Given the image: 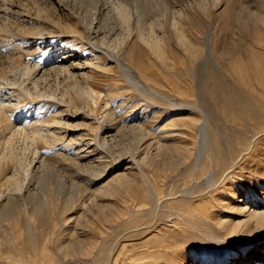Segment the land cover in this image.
Wrapping results in <instances>:
<instances>
[{
    "label": "rangeland",
    "instance_id": "obj_1",
    "mask_svg": "<svg viewBox=\"0 0 264 264\" xmlns=\"http://www.w3.org/2000/svg\"><path fill=\"white\" fill-rule=\"evenodd\" d=\"M261 19L264 0H0V264H264V131L210 113L251 92Z\"/></svg>",
    "mask_w": 264,
    "mask_h": 264
},
{
    "label": "bare ground",
    "instance_id": "obj_2",
    "mask_svg": "<svg viewBox=\"0 0 264 264\" xmlns=\"http://www.w3.org/2000/svg\"><path fill=\"white\" fill-rule=\"evenodd\" d=\"M118 1V0H117ZM127 2V1H126ZM124 4H126L125 2H124ZM117 11H118V13L121 15V18H124L125 20H129L130 19V15H129V12H128V9H127V7L125 6V5H122L121 3H120V5H119V7H117ZM137 13V12H136ZM260 21V20H259ZM260 22H262V23H264V19H261V21ZM258 24H260V23H258ZM257 24V25H258ZM95 26V25H94ZM259 26V25H258ZM92 28H93V24H92V26H91ZM13 43H15L14 42V40H13ZM13 43H11V42H9L8 44H13ZM91 43V42H90ZM3 44V43H2ZM94 44V43H93ZM150 44V43H149ZM6 45V44H5ZM151 45V44H150ZM101 49V48H100ZM105 53H107V51L105 52ZM252 53V52H251ZM108 54V53H107ZM69 55V54H68ZM241 56V55H240ZM250 56V55H249ZM257 56V55H256ZM255 56V58H254V60L256 61V57ZM64 57V56H63ZM111 57V56H110ZM123 57V56H122ZM247 57V56H246ZM67 57H65V58H63L64 60H67L66 59ZM208 58H209V53L204 57V59L202 60V63L203 64H206V62H207V60H208ZM220 60H222V58H224L223 57V55H221V57H218ZM121 59V58H120ZM240 59V58H239ZM245 59V58H244ZM251 59V58H250ZM264 59V58H263ZM250 62V61H249ZM118 63H119V61H118ZM201 63V62H200ZM121 63H119V65H120ZM219 66V65H218ZM131 70V69H130ZM130 70H128V72L130 71ZM133 70V69H132ZM123 71H125V70H123ZM26 72L27 73H30V69H26ZM125 72H127V71H125ZM128 72H127V74H128ZM228 72V71H227ZM131 73V72H130ZM129 73V75L128 76H130L131 74ZM133 73H134V71H133ZM223 73H225V72H223ZM247 75H249V77L250 78H252V80H254V86H253V88H252V90H251V92L249 93V92H247L248 94H245L244 96L245 97H243L242 98V102L240 101V102H236L235 101V103H233V102H225L224 103V108H223V106H222V108L220 109H218V108H216L215 109V111L214 110H210V113H211V115H214V116H216V117H222V118H226V119H228V120H230L231 122H232V120H237L238 121V130L239 131H242V132H246V133H250L252 130L254 131V133L255 134H257V135H259V134H261V133H263V131H264V67H262L259 63H255L254 64V66H253V68L252 69H250V70H248L247 72ZM126 74V73H125ZM180 74V73H179ZM178 74V75H179ZM231 74V73H230ZM230 74H227V75H230ZM177 75V76H178ZM132 76V75H131ZM135 76V75H134ZM176 76V75H175ZM195 76V75H194ZM130 78V77H129ZM239 78V77H238ZM132 79V78H131ZM213 79V78H212ZM134 81V80H133ZM132 81V82H133ZM143 81V80H142ZM210 81V80H209ZM136 82H138V80L136 81ZM134 83V82H133ZM139 83V82H138ZM147 83V82H146ZM145 83V84H146ZM144 84V85H145ZM212 84V83H211ZM214 84H216V83H214ZM252 84V83H251ZM135 85V84H134ZM138 85V84H137ZM146 85H149V84H146ZM145 85V86H146ZM174 85V84H173ZM141 86V85H140ZM136 87V86H135ZM156 87V86H155ZM139 88V87H138ZM142 88V87H141ZM150 88V87H149ZM143 89V88H142ZM148 89V88H147ZM146 89V90H147ZM153 89V88H152ZM165 90V89H164ZM177 89H175V91H176ZM149 91V90H148ZM192 91H195V90H192ZM203 91V90H202ZM216 91V90H215ZM151 93L152 94H154L155 96H158L159 98H161L162 100H164V101H166V102H168L169 104H170V106H172V108H175L176 110L178 109V110H187V111H193V110H198L199 112H201V114L203 115V117L204 118H207V111H205V110H202V108L200 109L199 108V106L197 107V106H195L194 105V103L192 104V103H189V102H183V103H178V102H176L175 100H173V99H171V98H168V97H166V96H162V94L161 95H159V94H157L156 92L155 93H153L152 91H151ZM176 93V92H175ZM193 93V92H192ZM213 93V92H212ZM211 93V94H212ZM191 94V93H190ZM195 94V93H194ZM90 95H92V94H89V96ZM175 95H177V93L175 94ZM188 95V94H187ZM192 95V94H191ZM188 97V96H187ZM193 97V96H192ZM239 98V97H238ZM204 100V99H203ZM241 100V99H240ZM206 101V100H205ZM202 102V101H201ZM198 103V102H197ZM200 103V102H199ZM198 103V104H199ZM203 104V103H202ZM221 104H222V102H221ZM207 106H208V104H207ZM203 107H204V105H203ZM169 110V109H168ZM174 110V109H173ZM175 111V110H174ZM190 113V112H189ZM166 116V115H165ZM215 119V118H214ZM219 119V118H218ZM218 119H217V121H218ZM107 120L112 124V125H116L117 124V120H116V117H115V115H114V113H113V111H108V113H107ZM220 120H221V118H220ZM190 121V120H189ZM217 121H216V123H217ZM206 123H207V121H206ZM188 124V123H187ZM199 124V123H198ZM219 124V123H218ZM234 123H232V125H233ZM172 125V124H171ZM228 125V124H227ZM231 125V124H230ZM236 125H237V123H236ZM140 126H142V125H140ZM144 127H145V125H143ZM206 126V124L204 123V121L201 123V126H200V132H201V134H202V136H204V138H205V140L207 141V139H208V135H209V130L207 129V127H205ZM191 127V126H190ZM235 127V126H234ZM233 127V128H234ZM237 127H235V128H237ZM133 128H136V127H133ZM227 128V127H226ZM118 129V128H117ZM122 129V128H121ZM138 129V128H137ZM143 128H140L139 130H141V131H139V134H138V137H137V134H136V136H135V140H136V142H142V141H144V140H146L145 138H146V134L144 133V130H142ZM196 129H197V127H196ZM252 129V130H251ZM116 130V129H115ZM147 130V129H146ZM237 130V129H236ZM118 131H119V129H118ZM167 131V130H166ZM169 131V130H168ZM167 131V132H168ZM173 131V130H172ZM171 131V132H172ZM219 131V130H218ZM163 132H165V131H163ZM228 132V131H227ZM234 132V131H233ZM235 133V132H234ZM252 133V132H251ZM174 134V133H173ZM228 134V133H227ZM236 134V133H235ZM255 134H253V135H255ZM144 135V136H143ZM201 136V135H200ZM236 136H237V134H236ZM235 136V137H236ZM240 136V135H239ZM242 136V135H241ZM107 137H108V135H107ZM137 137V138H136ZM210 137V136H209ZM235 137H233L234 139H235ZM259 137V136H258ZM262 137V136H261ZM214 138V137H213ZM218 138V137H217ZM226 138V137H225ZM242 138V137H241ZM103 140H104V142H106L107 143V138L106 137H104V138H102ZM211 139H212V137H211ZM257 139H259V138H257ZM217 140V139H216ZM215 140V141H216ZM248 140V139H247ZM256 140V139H255ZM90 141V140H89ZM134 141V140H133ZM213 141V140H212ZM226 141H227V139H226ZM229 141V140H228ZM257 141H259L260 142V140H257ZM92 142V141H91ZM224 142V141H223ZM232 142H233V140H232ZM247 142V141H246ZM255 142V141H254ZM262 143H263V140L261 141ZM227 143V142H226ZM230 143V142H229ZM228 143V144H229ZM237 143V142H236ZM137 143H135L134 145H136ZM141 144V143H140ZM207 144H208V142H207ZM219 144V143H218ZM220 144H222L221 143V141H220ZM237 144H240L241 146H242V150H244V153H245V148L243 149V146L245 145V142H244V140H243V138L240 140V138H239V141H238V143ZM257 144V143H256ZM87 145H88V143H87ZM133 145V146H134ZM139 145V144H138ZM209 145V144H208ZM216 145V144H215ZM215 145H213V146H215ZM236 145V144H235ZM67 146V145H66ZM210 146H211V144H210ZM221 146V145H220ZM219 146V148H221ZM238 146V145H237ZM236 146V147H237ZM255 146V144L253 145V147ZM239 147V146H238ZM74 148V147H73ZM204 148V147H203ZM222 148H223V146H222ZM227 149H228V147H226ZM240 148V147H239ZM250 148H251V146H250ZM59 149V148H58ZM63 149H67V148H63ZM69 149L70 148H68V151H69ZM207 149V148H206ZM227 149H225V150H227ZM234 149V148H233ZM241 149V148H240ZM64 150V151H65ZM71 150V149H70ZM88 150V148L87 147H82V148H77L75 151H71L72 153H70V156L72 155V156H75V158H77V159H81V158H83V157H88V154H92V152H90L89 150ZM217 150V149H216ZM221 150V149H220ZM228 150H230V149H228ZM227 150V151H228ZM241 150V151H242ZM250 150V149H249ZM259 150H261V149H259ZM224 151V150H223ZM233 151V150H232ZM247 151H248V149H247ZM257 151H258V149H257ZM214 152V151H213ZM243 152V151H242ZM242 152H240V153H242ZM63 153V152H62ZM66 153V152H65ZM83 153H85V154H83ZM223 153V155H224V153L225 152H222ZM228 153V152H227ZM226 153V154H227ZM250 153V152H249ZM259 153V152H258ZM232 154V153H231ZM253 154V152L251 153V155ZM68 155H69V153H68ZM80 155H82V156H80ZM229 155V154H228ZM228 155H226L227 157H228ZM244 155V154H243ZM216 156H217V154H216ZM222 156V155H221ZM69 157V156H68ZM211 157V156H210ZM213 157V156H212ZM212 157H211V159L210 160H212ZM229 157H231L232 158V156L230 155ZM238 157V156H237ZM249 157V156H248ZM217 158V157H216ZM221 158H223V157H221ZM250 158V157H249ZM253 158H255V157H253ZM77 159H75L76 161H81V160H77ZM260 160H262V159H260ZM214 160H212L211 162H213ZM217 161V160H216ZM219 161V160H218ZM224 161H226V158L224 159ZM215 162V161H214ZM264 162V161H263ZM226 163V162H225ZM94 164V163H93ZM236 164V163H235ZM212 165V164H211ZM223 165V164H222ZM259 165V164H258ZM211 168V167H210ZM261 169V168H260ZM213 170V169H212ZM49 173V172H48ZM51 174V172L49 173V175ZM46 175H48V174H46ZM54 177V176H53ZM96 179V178H95ZM40 181V180H39ZM59 181V180H58ZM57 181V182H58ZM55 186H56V184H55ZM60 186V185H59ZM56 188V187H55ZM57 189V188H56ZM58 190V189H57ZM60 190H61V188H60ZM62 191V190H61ZM59 192V191H58ZM60 193V192H59ZM70 197V196H69ZM68 197V198H69ZM73 197V196H72ZM71 198V197H70ZM72 200V199H71ZM68 201V200H67ZM73 201H75V200H73ZM69 203H71L70 201H69ZM4 206V205H3ZM5 207V206H4ZM43 207H44V205H43ZM45 208V207H44ZM1 209V208H0ZM6 212V211H5ZM11 213V212H10ZM12 215V214H11ZM7 216V215H6ZM10 218V217H9ZM1 220V219H0ZM26 225H27V223H26Z\"/></svg>",
    "mask_w": 264,
    "mask_h": 264
}]
</instances>
